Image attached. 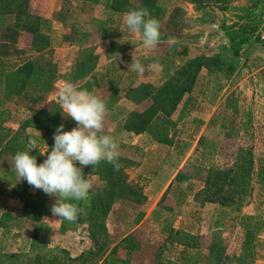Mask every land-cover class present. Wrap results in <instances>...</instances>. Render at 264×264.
I'll return each mask as SVG.
<instances>
[{"label": "rangeland", "instance_id": "374dc122", "mask_svg": "<svg viewBox=\"0 0 264 264\" xmlns=\"http://www.w3.org/2000/svg\"><path fill=\"white\" fill-rule=\"evenodd\" d=\"M90 1L100 4L28 0L29 14L41 19V33L55 47L48 53L51 87L43 103L29 100L42 95L37 89L28 88V97L5 96L15 84L12 69L32 58L33 51L32 36L14 27V15L0 14V76L7 73V91L2 93L0 86V264H48L28 259L39 255L46 260L62 249L69 260L51 264H239L244 231L254 232L256 227L260 245L254 263L264 264V42L257 37L261 0H180L184 3L177 7L176 17L168 14L173 0L156 1L161 28L175 27L180 34L174 38L173 31L166 34L175 40L177 50L191 48L195 56L217 57L223 68L232 66L229 72H214L200 79L188 101L184 99L171 118L174 127L168 129L164 119L156 121V128L168 129L161 133L167 135L161 136L169 142L165 146L149 134L127 135L122 124L128 112L137 115L147 111L153 103L147 100L149 87L174 81L177 67L187 60H175L174 54L166 51L167 44L146 48L140 52L146 65L140 77L127 67L131 56L112 61L104 54L102 40L109 28L131 35L125 17L139 1L130 0L127 11L118 15L106 12L110 0ZM74 33L81 36L77 42ZM231 42L239 44L237 56L230 49ZM72 43L83 47L95 44L102 65L111 61L124 65L126 72L121 76L102 70H107L112 83L102 85L97 94L108 108L102 134H110L118 142L122 167L112 173L91 174L93 187L88 198L78 203L81 212L74 223L54 217L50 209L56 198L19 181L11 165L15 156L11 153L27 150L30 140L35 139L40 149L31 152L38 164L46 159L40 152L48 148L50 152L54 145V134L34 131L24 124L35 111L60 109L58 96L45 97L58 92L60 86L54 83L61 79L62 71L74 77L79 64L77 75L86 73L88 62L97 58L92 50L79 49L78 54L71 48L61 50ZM161 52L165 55H158ZM74 127L76 122L68 131ZM241 148H251L254 158L243 200L231 189L220 193L213 187L207 189L206 172L232 168ZM178 171L184 172L185 180L173 181ZM220 200L227 205H221ZM175 232L195 236L197 247L176 243ZM129 235L134 236V242L126 246L121 241ZM12 254L16 256L13 260L8 257Z\"/></svg>", "mask_w": 264, "mask_h": 264}, {"label": "trees", "instance_id": "16d2710c", "mask_svg": "<svg viewBox=\"0 0 264 264\" xmlns=\"http://www.w3.org/2000/svg\"><path fill=\"white\" fill-rule=\"evenodd\" d=\"M138 8H147L150 13V17L158 18L159 11L157 8L156 1L157 0H138ZM130 5V0H110L109 8L112 12H126L127 8ZM0 14H12L14 15L15 24L14 27L17 30H21L25 33H28L32 36V43L30 45L32 51H40L44 50L45 47L49 44V39L46 35H43L40 31V19L38 17H32L28 12V0H0ZM29 15V16H28ZM31 17L33 19H31ZM28 18V19H24ZM24 19V20H22ZM258 37V36H257ZM259 39V37H258ZM230 49L234 56L238 55V46H235L234 42H231ZM224 63L219 60L217 57L212 56H200L196 57L185 63L176 73L175 80H171L166 84L162 85V87H157L156 89L153 87H149V97L152 99L153 103L150 104V107L147 111H145L141 118L142 127H146L149 121L152 118V115L159 111L163 116L170 118V116L176 111L177 106L180 102H183L184 99L191 96L194 87L199 84V81L203 76L208 77L211 76L214 72L221 73L222 71H231L230 67L223 68ZM50 64H42V57H37L34 61H27L20 65L15 70V84L12 91H9L6 95L13 97H28L25 95L26 91L29 89L38 90V92L44 94L51 87L50 82H48L47 77H51L48 69L50 68ZM44 69L45 73L41 78V71ZM204 77V78H205ZM7 98V100H9ZM36 101V100H35ZM1 116V114H0ZM64 124V130L67 131L72 124H75L70 117H66L63 115L62 111L56 106L53 108L51 112H38L34 114L24 126H28L32 129H42L46 130L49 134H54L55 129L60 125ZM173 126V122H170L168 129H171ZM166 129V131L168 130ZM152 132V136L155 140L160 141L161 136H167L165 134H161L162 132ZM9 146V144H6ZM251 148H241L238 150L236 154L235 161L233 163L232 168L226 170H215L209 169L206 172V177L204 180L205 186L207 189H212V187L216 190V192L220 193L224 191L223 189H231L235 191L238 200H243L246 190L248 189V182L250 181L249 175L253 168L254 158L251 154ZM12 155L16 154V151L11 153ZM84 175L88 173V175L92 173H101V172H114V168L111 164L102 161L94 170L92 166H87L83 169ZM184 172H179L173 181L180 182L186 179L183 176ZM172 184V183H171ZM170 184V185H171ZM209 199V198H208ZM233 201V198H231ZM209 202H213V200H207ZM221 205H227L225 201H218ZM255 228V227H254ZM253 230V229H252ZM257 227L255 231L252 232L250 230L244 231V238L241 241V253L237 259L239 264H253L254 263V249L260 245L259 237L260 235L256 233ZM174 236L176 237L175 242L179 245H182L187 248L197 247L196 245V237L191 236L190 234H182L180 232H175ZM134 236L129 235L122 239V243L129 246L134 241ZM255 242V244H254ZM213 250V248H212ZM210 250V252H212ZM13 260L16 257L14 254L8 256ZM28 260L35 262L45 261L48 264L52 262L58 263L63 260H69L67 256V252L63 249L60 250V253H53L51 256L46 257V260L42 259L39 255H34L30 257ZM107 261V259H106ZM103 264H106L104 262Z\"/></svg>", "mask_w": 264, "mask_h": 264}, {"label": "clouds", "instance_id": "9594fccd", "mask_svg": "<svg viewBox=\"0 0 264 264\" xmlns=\"http://www.w3.org/2000/svg\"><path fill=\"white\" fill-rule=\"evenodd\" d=\"M125 24L131 33H141L145 48L155 49L161 42L160 22L150 17L147 8L130 10ZM171 37L169 40L171 41ZM129 71L143 74L146 65L131 53ZM58 103L63 115L76 122L70 131L60 124L54 132V145L46 152L43 163L31 155L39 149L35 139L30 140L27 150L18 151L11 162L19 181H26L34 190L55 197L51 213L59 220L70 223L77 221L81 209L78 202L86 200L93 187L91 174L85 177L83 169L92 166L93 170L102 162L111 164L115 171L122 167L119 144L110 134H102L108 114L106 102L94 92L79 90L71 83L58 89ZM40 150V149H39ZM80 166H77V165Z\"/></svg>", "mask_w": 264, "mask_h": 264}, {"label": "crops", "instance_id": "0c3cea01", "mask_svg": "<svg viewBox=\"0 0 264 264\" xmlns=\"http://www.w3.org/2000/svg\"><path fill=\"white\" fill-rule=\"evenodd\" d=\"M76 1L78 3H82L84 5L85 4H91V5L95 6V5H99L100 4L99 2L95 3V2H92L90 0H76ZM182 3H184V2H182L180 0H173L172 3L170 4V7L168 8V10H169L168 11L169 12L168 14L169 15H171V14L173 15L174 14V17H176L179 14V10H180L177 7L181 6ZM185 4L189 5L188 3H185ZM106 12L107 13L108 12H111V13H114L116 15L120 14L118 12H112L110 10V8H109V5H108V9H106ZM177 27L178 26H176V30L178 29ZM99 31H98L99 34L103 32L102 29L99 30ZM170 31H173V33H174L173 38L175 36L176 37H179L180 36V34H178V32L175 31V27H173V29L171 30V28H169V27L165 28V26H163L161 28V42L158 45V47H165V45L167 44L169 47L166 45V47H167L166 51L172 52L174 54V59L175 60H177L178 58H180V59H186L187 62H188V61H190V60H192V59H194L196 57H200V56H195L193 53H191L192 52L191 48H179L177 50L176 49L175 40L172 39L170 41L169 40V37H167V35H166L167 33L170 34ZM121 33H122L121 30L118 31V30L112 29V28H109L108 29V31H107V34H108L107 37H104L103 40H102L106 44L104 46V54L105 55L109 54V57L110 58L112 57V61L118 62L119 61L118 58H122V57H125V56L130 57L131 56V53L133 51H135V55L143 63L144 62L143 61L144 58L143 57L141 58V56L143 54H141L140 52H145V49L146 48L143 46L141 33H131L130 31H127V33L131 34L130 36H128L127 34L125 36H123L124 34H121ZM73 36L75 38V41L74 42H77L79 40V38L81 37L78 33L77 34L74 33ZM48 41H49V44L45 47L44 50H40V51H37L36 50L35 52L34 51L32 52V51L29 50V53L32 52V54L30 55V56H32V58H30V59H28V60L20 63L16 67H14L12 69L13 70L12 74L15 75V70L20 65H22L23 63H25L27 61H34V59H36L37 57H42L44 59V62L46 64H50V62H49L50 59L48 58V56H49L48 53L54 51L55 50V47L54 46L52 47L50 45V40H48ZM63 48H66V49H70V48L71 49H74V50H76L77 54H78V50L79 49H80L81 52H84V49H86L89 52H90V50H92V53H93L94 56L95 55H98V53H99L97 51V49H96V45L95 44H90V45H86V46L83 47L81 45L77 46L76 43H72L71 46H68L67 45L66 47H62L61 50H64ZM164 51H165V48H164ZM33 53H35V55H33ZM158 55L163 56V55H165V52H161ZM191 55H194V56H191ZM131 59H132V56H131ZM78 65L79 64H77L76 67L74 68V71H73V74H72V75H74V77H72L71 75H69V73H68L69 71L68 72H65V71L63 72L62 71V73L60 74L61 75V79L59 80L60 77L58 78V81H56L54 83L55 86L56 85L57 86L59 85L61 87L65 83H71V84H73L74 87H76L79 90L86 89V90H88L90 92L96 93V95H97L98 92L100 91L102 85L105 86L106 84H109V86H111V83H112V80L111 79H112V77H110V74H109V77L107 78V72H106L107 70H109L110 73H111V71H116L121 76H124L125 73H126L125 72V69H124V65L113 64L111 61H108L107 66H106V63H103V65H102L101 55L100 56L98 55L96 59L93 58L92 62H88V65L86 66L88 68V71L86 73L84 72V73H81V74L77 75L78 74V72H77L78 70L77 69L79 67ZM1 67H3V66H1ZM181 67L182 66L177 67V70L180 69ZM104 69H107V70L105 71V73H102V70H104ZM63 70H65V69H63ZM104 75L106 76V78H104ZM138 75L140 77L141 74H138ZM6 83H7V73L6 72H3L2 73V76H0V86H2V88H3L2 89V93H4L5 91H7V90H5L6 89ZM143 85L145 86L146 84H142V86ZM152 87H158V86H153L152 85ZM48 92L49 91H46L45 94L38 95V96H33V97H29V100L32 101L34 104L39 103V102L40 103L41 102L43 103L44 102L43 101V97ZM5 93H8V91L5 92ZM57 96H58V92L57 93H54V94L50 93V95H48L45 98H47V100L49 98V100H50V98L51 99H54V98L56 99ZM20 97L21 96L16 97V98H20ZM189 97L186 100H184V102L188 101ZM2 99H4V98H2ZM47 100H45V103L47 102ZM147 100L150 101V98H147ZM181 104H182V102H180L178 104L176 111L170 116V118H167V117L163 116L159 111L155 112L152 115V118L149 121L148 125H146V127H144V128L142 127L141 120L139 119V116L141 118V116H142L143 113L141 112L140 114H137L136 115V114H133L132 112H128L127 117H125V120L123 121L122 130L125 133H127V135L142 136L143 134H147V135L149 134V135H151L152 139L155 140L154 137L152 136V132L155 131L156 129H158V131H160V132L166 131V129L169 127V124L171 122V118H173V116L177 113V111L180 108V105ZM38 111H35V112L31 113V115L36 114ZM0 114L1 115L3 114V108H1V107H0ZM159 119H164V120H166L168 122L167 123L168 127L165 130L160 129L159 127L156 128L157 127L156 121L159 120ZM190 122L193 123V124L196 123L194 120H190ZM32 130L36 131V129H32ZM155 142L158 145H161V146H165L164 143H166V142H167L166 145L169 143L168 141H163V139H161L160 141H157L156 140ZM179 172H181V171H178L177 174ZM176 175L174 176V178L176 177ZM163 191H164V188L161 190V192L158 194V196H160V194L163 193ZM258 225L261 226L260 224H258ZM254 244H255V242H254ZM258 247H255L254 252L256 251V249ZM254 257H255V255H254ZM256 257H257V255H256Z\"/></svg>", "mask_w": 264, "mask_h": 264}, {"label": "built area", "instance_id": "2783aa9c", "mask_svg": "<svg viewBox=\"0 0 264 264\" xmlns=\"http://www.w3.org/2000/svg\"><path fill=\"white\" fill-rule=\"evenodd\" d=\"M259 30L257 36L259 40L264 42V0H261L260 10H259Z\"/></svg>", "mask_w": 264, "mask_h": 264}]
</instances>
